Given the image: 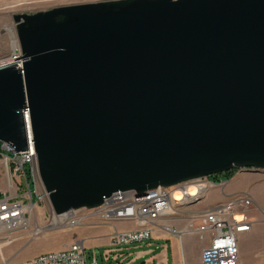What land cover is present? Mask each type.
<instances>
[{
    "label": "water",
    "instance_id": "95a60500",
    "mask_svg": "<svg viewBox=\"0 0 264 264\" xmlns=\"http://www.w3.org/2000/svg\"><path fill=\"white\" fill-rule=\"evenodd\" d=\"M14 23L0 143L33 149L53 214L264 173V0L102 1Z\"/></svg>",
    "mask_w": 264,
    "mask_h": 264
},
{
    "label": "built area",
    "instance_id": "2783aa9c",
    "mask_svg": "<svg viewBox=\"0 0 264 264\" xmlns=\"http://www.w3.org/2000/svg\"><path fill=\"white\" fill-rule=\"evenodd\" d=\"M0 159L7 172L8 183L17 187L15 178L26 179L25 167L31 165L34 173L35 152L17 153L6 143H0ZM239 172L250 171L238 169ZM256 172V171H254ZM260 172V171H259ZM218 177V176H217ZM213 178H199L171 188L159 187L145 195L135 191L118 192L104 198L103 204L94 209H80L63 215L53 214L48 228L80 229L101 228L110 229V246L120 247L150 240H172L183 246V238L198 236L202 242H208L201 255V264H240V240L253 231L254 219L251 216L255 207V199L247 192L234 194L224 202H219L205 210L185 212L197 204L217 187L226 188L227 182L219 183ZM29 191L31 186L29 184ZM194 191L192 193L191 191ZM32 192V191H30ZM180 194L176 199L175 194ZM47 198L39 196L38 199ZM25 192L18 198L7 194L0 196V238L7 243L15 241L21 231L29 228L28 214L33 205ZM185 219V220H183ZM167 223L186 221L184 230L173 229ZM122 223H131L132 228L118 229ZM38 233L43 229L37 228ZM181 262L186 264L182 247ZM111 251L105 254L109 261ZM5 264H9L8 262ZM22 264H98L95 256L88 257L87 247L83 240L75 241L67 249L39 255Z\"/></svg>",
    "mask_w": 264,
    "mask_h": 264
},
{
    "label": "rangeland",
    "instance_id": "374dc122",
    "mask_svg": "<svg viewBox=\"0 0 264 264\" xmlns=\"http://www.w3.org/2000/svg\"><path fill=\"white\" fill-rule=\"evenodd\" d=\"M102 1L114 0H0V63H5L11 59L17 50L14 46L10 31V29H13L17 37L14 23L15 15L35 14L60 6ZM25 169L27 171L31 170V165H27ZM34 169L35 171L32 173L30 181L27 178L24 179V177L23 179L18 177L15 178L17 187L13 186L12 188L10 183H8L9 181H7L8 177L5 176L6 179L3 178L5 186H9L8 192L4 194L13 198H18L19 195H23L26 192L30 199V191H32L36 200L33 202L28 214L29 228L21 231L15 236V241L11 243H7L0 238V264H5L7 262L9 264H22L39 255L64 250L65 248L62 247L64 245H58L60 243H67L70 245L72 242L81 239H83L87 247L88 257L91 259L95 256L98 264H150L149 261L163 248H167L170 251L169 264H180L178 250L181 251L180 247L182 246L175 238L162 241L150 240L113 247L110 246V229H105L104 227H83L73 230L55 227L48 228V223L53 216V212L47 198L38 199L39 196H44L45 191L40 181L38 171L36 172V161L34 163ZM234 171L235 174L231 179V183L234 184L232 185L229 183L227 187L231 185L226 189L225 193L221 191L224 188L217 187L211 190L208 200L203 199L201 204L199 203L194 207L184 210L185 212L188 211V213L205 210L219 202L226 201L228 199L225 196L227 192H234L235 194L247 192L251 194L255 199V207L252 210L251 216L254 219V227H256V229L252 235L251 244L248 242V246L251 250L248 264H264V208H262L264 207V173L254 171L239 172L238 169ZM218 177L219 183L228 181L224 175ZM29 184L31 186L30 191L28 187ZM29 199L26 202L27 204H31ZM257 217L263 221L257 220ZM167 222L169 221H162L163 224H169L173 229L175 228L179 231L184 230L186 227V221L177 223ZM38 227L43 229L41 233L37 232ZM117 227L118 229L124 230L132 228V225L131 223H122ZM107 241L109 243H107ZM204 246L205 244L202 243L198 236H185V257L187 264H201L200 254L202 253L200 250ZM109 251H111L112 254L109 257V261H106L105 254ZM172 252L175 253V255Z\"/></svg>",
    "mask_w": 264,
    "mask_h": 264
},
{
    "label": "crops",
    "instance_id": "0c3cea01",
    "mask_svg": "<svg viewBox=\"0 0 264 264\" xmlns=\"http://www.w3.org/2000/svg\"><path fill=\"white\" fill-rule=\"evenodd\" d=\"M5 176L7 177V172L5 171V169H4V165H3V162H2V160L0 159V194H4V193H7L8 192V190H9V186L7 187V185L5 186V184H4V179H6L5 178ZM4 178V179H3ZM7 181H8V179H7ZM232 182V180H230L229 181V183H231ZM232 184V183H231ZM230 184V185H231ZM234 184V183H233ZM232 184V185H233ZM229 185V186H230ZM228 186V187H229ZM228 187H226L225 189H223V190H221L223 193H225V191H226V189L228 188ZM11 190V189H10ZM233 190V189H232ZM233 194H235L234 192H227L226 194H225V196H226V198H228V197H230L231 195H233ZM209 195H210V193L207 195V198H206V200H208L209 199ZM225 200V199H224ZM263 206H264V202H263ZM262 208H264V207H262ZM257 216V215H256ZM257 220H262V219H258V217H257ZM264 220V219H263ZM262 220V221H263ZM255 229H256V227H254L253 228V231L251 232V233H249V234H247V235H244L242 238H241V240H240V249H241V256H240V261H241V264H248V261H249V255H250V253H251V250H250V248H249V246H248V242H249V244H251V239H252V235H253V233L255 232ZM81 240H83V239H81ZM75 242V241H74ZM74 242H72L70 245H68L67 243L66 244H64V243H60V244H58V245H64V246H62L63 248H68V247H70ZM107 243H109L108 241H107ZM202 243H204L205 244V246L203 247V248H201V253H202V251H203V249L207 246V244H208V242H202ZM182 250H183V254H184V258H185V261H186V257H185V237L183 238V246H182ZM170 251L167 249V248H163V249H161L160 250V252L156 255V256H154L149 262H150V264H156V262H157V264H169V262H170V253H169ZM178 252H179V263L180 264H182V262H181V253H180V251L178 250ZM173 253V252H172ZM174 255H175V253H173ZM173 255V256H174ZM202 254H200V256H201ZM149 264V263H148ZM186 264H187V262H186Z\"/></svg>",
    "mask_w": 264,
    "mask_h": 264
},
{
    "label": "trees",
    "instance_id": "16d2710c",
    "mask_svg": "<svg viewBox=\"0 0 264 264\" xmlns=\"http://www.w3.org/2000/svg\"><path fill=\"white\" fill-rule=\"evenodd\" d=\"M27 167V166H26ZM25 167V168H26ZM236 170V169H235ZM25 172H26V175H27V179L30 181V178H31V176H32V174H31V170H26L25 169ZM235 171L233 170V171H231V172H229V173H227V174H225L224 176L227 178V180H231L232 178H233V176H234V173ZM215 181H218V177L217 176H215V177H212ZM33 200H34V202H35V200H36V197L33 195Z\"/></svg>",
    "mask_w": 264,
    "mask_h": 264
},
{
    "label": "bare ground",
    "instance_id": "6f19581e",
    "mask_svg": "<svg viewBox=\"0 0 264 264\" xmlns=\"http://www.w3.org/2000/svg\"><path fill=\"white\" fill-rule=\"evenodd\" d=\"M10 31H11L12 39H13V42H14V46H15L16 49H18L19 48V44H18L17 37L15 35V31L13 29H10ZM36 172H37V169H36ZM191 192L194 193L193 190ZM175 197H176V199H180L181 196H180L179 193H176Z\"/></svg>",
    "mask_w": 264,
    "mask_h": 264
}]
</instances>
